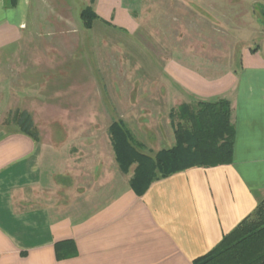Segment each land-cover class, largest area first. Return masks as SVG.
I'll use <instances>...</instances> for the list:
<instances>
[{
	"label": "crops",
	"instance_id": "0c3cea01",
	"mask_svg": "<svg viewBox=\"0 0 264 264\" xmlns=\"http://www.w3.org/2000/svg\"><path fill=\"white\" fill-rule=\"evenodd\" d=\"M146 2L93 0L88 7L99 23L134 35L135 12ZM71 8L68 0H17L15 7L0 0V51L23 41L45 42L47 22L56 32L75 30L66 17ZM262 52L261 45L242 50L233 70L214 75L169 61L162 105L167 98L177 101L180 92L186 104L229 101L233 162L156 181L142 197L130 187L136 168L122 173L115 155L99 167L96 136L94 150L92 138L82 150L74 135L66 141L49 130L38 141L22 134L0 137V264H193L208 254L264 198ZM189 60L198 61L194 55ZM33 73L26 75L34 79ZM164 110L154 108V126ZM153 133L152 145L168 143L158 152L175 146L173 134L166 139L157 129ZM63 241L74 242L77 257L57 260L55 244Z\"/></svg>",
	"mask_w": 264,
	"mask_h": 264
},
{
	"label": "rangeland",
	"instance_id": "374dc122",
	"mask_svg": "<svg viewBox=\"0 0 264 264\" xmlns=\"http://www.w3.org/2000/svg\"><path fill=\"white\" fill-rule=\"evenodd\" d=\"M68 1L72 8L66 17L75 30L56 32L47 22L45 42L23 41L0 51L2 139L24 135L20 124L27 114L38 123L33 122L39 138L46 130L66 141L74 135L82 150L89 149L92 138L94 150L96 136L100 167L115 155L109 128L122 122L144 144L140 150L154 157L168 148L167 142L151 144L154 129L166 139L174 135L177 120L170 118V110L188 101L180 92L177 101L167 98L168 104L162 105L169 61L208 68L214 75L233 70L242 50L261 45L264 56V0H147L135 12L139 28L134 35L113 31L98 20L86 29L81 13L93 0ZM193 55L198 61L189 60ZM32 72L34 79L26 75ZM156 107L166 109L159 113L157 127ZM74 144L71 140L69 145Z\"/></svg>",
	"mask_w": 264,
	"mask_h": 264
},
{
	"label": "trees",
	"instance_id": "16d2710c",
	"mask_svg": "<svg viewBox=\"0 0 264 264\" xmlns=\"http://www.w3.org/2000/svg\"><path fill=\"white\" fill-rule=\"evenodd\" d=\"M9 5L15 7L17 0H9ZM81 17L85 28L89 30L95 21L100 20L91 7H87ZM23 116L26 121L20 124L21 133L38 141L31 116ZM231 116V104L224 99L198 102L195 106L181 105L170 115L173 122L177 120L174 126L175 146L158 152L154 157L140 150L143 145L133 139L122 122H114L108 133L120 171L128 174L137 165L130 187L142 197L154 182L175 174L195 168L232 164L235 128ZM55 252L58 261L78 255L73 241L56 243ZM193 264H264V198L251 215Z\"/></svg>",
	"mask_w": 264,
	"mask_h": 264
}]
</instances>
